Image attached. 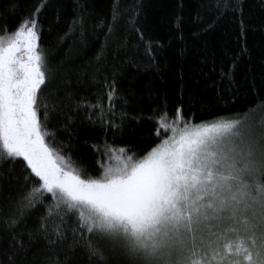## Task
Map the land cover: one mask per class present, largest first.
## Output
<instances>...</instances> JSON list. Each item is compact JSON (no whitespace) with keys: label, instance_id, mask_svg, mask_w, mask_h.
<instances>
[{"label":"snow or ice","instance_id":"snow-or-ice-1","mask_svg":"<svg viewBox=\"0 0 264 264\" xmlns=\"http://www.w3.org/2000/svg\"><path fill=\"white\" fill-rule=\"evenodd\" d=\"M42 7L0 33V159L22 158L30 169L25 180L38 178L8 209L5 225L15 227L24 209L43 204L47 193L52 203L36 231L56 247L68 240L74 216L70 253L79 249L88 264H264V118L250 123L249 109L240 119L194 123L180 108L171 120L165 112L156 117L157 138L161 129L171 135L142 156L105 145L115 164L98 161L99 174H90L62 154L48 127L57 109L40 99L48 80L39 46ZM230 8V0L210 6L220 16ZM113 95L114 87L109 102ZM85 104L98 115L96 121L88 116L90 122L119 127L105 119L99 98ZM72 119L65 116L66 123ZM14 255H7L9 264Z\"/></svg>","mask_w":264,"mask_h":264},{"label":"trees","instance_id":"trees-1","mask_svg":"<svg viewBox=\"0 0 264 264\" xmlns=\"http://www.w3.org/2000/svg\"><path fill=\"white\" fill-rule=\"evenodd\" d=\"M214 3L0 0V33L5 26L14 30L43 5L37 19L48 80L40 99L57 109L48 127L63 155L98 175L97 162L107 165L114 158L105 154V145L142 156L170 135L163 129L159 138L156 134V117L165 112L171 120L180 108L194 123L242 117L249 109L248 114L264 113V0H230L234 8L223 16L210 10ZM98 98L105 119L119 127L90 122L88 116L96 121L98 115L85 102L92 105ZM65 116L72 122L66 123ZM25 165L22 158L0 159V264H9L7 255L13 252L12 264H56L57 259L59 264H88L79 249L70 253L74 216L68 218V240L56 247L36 231L51 194H45L43 204L24 209L15 227L5 225L8 209L38 186V178L25 180L30 173ZM17 241L23 247L13 249Z\"/></svg>","mask_w":264,"mask_h":264},{"label":"rangeland","instance_id":"rangeland-1","mask_svg":"<svg viewBox=\"0 0 264 264\" xmlns=\"http://www.w3.org/2000/svg\"><path fill=\"white\" fill-rule=\"evenodd\" d=\"M47 60V59H46ZM48 66V65H47ZM228 118H233V119H240L242 117H228ZM261 118H264V113L263 111H259V112H256V113H252V114H248V120L250 123H254V124H257L258 126V122L261 120ZM183 125H181L182 127ZM171 135V133H170ZM111 157H114L113 158V161H111L113 164H115V154H113V156Z\"/></svg>","mask_w":264,"mask_h":264}]
</instances>
